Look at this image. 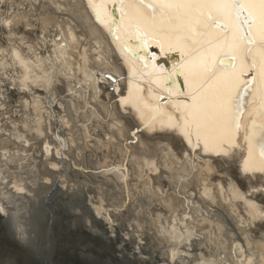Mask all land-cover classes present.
<instances>
[{
    "label": "bare ground",
    "instance_id": "6f19581e",
    "mask_svg": "<svg viewBox=\"0 0 264 264\" xmlns=\"http://www.w3.org/2000/svg\"><path fill=\"white\" fill-rule=\"evenodd\" d=\"M151 3L0 0L2 214L38 251L264 264V7L241 0L244 39L230 0Z\"/></svg>",
    "mask_w": 264,
    "mask_h": 264
},
{
    "label": "water",
    "instance_id": "95a60500",
    "mask_svg": "<svg viewBox=\"0 0 264 264\" xmlns=\"http://www.w3.org/2000/svg\"><path fill=\"white\" fill-rule=\"evenodd\" d=\"M108 8L113 14V23L116 24L118 21L117 6L116 4L114 6L109 5ZM142 45L143 42L141 40H138L137 50L142 49ZM153 47L155 54L158 57H161V55L157 51V48H155V46ZM129 52L134 55L136 51L130 49ZM139 54H142V51ZM172 54L173 52L169 51L164 56H162L165 61L166 70L168 69L169 61H172L174 58ZM147 56H149V53L147 54ZM177 57H179L178 52H177ZM168 73H167L168 84L173 83L174 78H176L178 89L183 90L184 89L183 83H181L178 79L179 74H177L178 76L175 77L172 76L171 74V76L169 77ZM8 215H3L2 213H0V223L6 229V232H4L2 236H0V239L5 244H15L19 247H25L29 252V256L32 261L31 264H133V262H127L126 260H119L115 258L107 250L104 252L97 253L96 250H93L92 248L88 251H83V250H78V245H73L71 247L66 246L65 238H69V237H66V235L63 234L62 230H59V232L56 230V233L60 234L59 235L60 241L58 240L57 235L55 236V234L51 233V236H53V238H51L52 240L50 241L49 244V250H47L46 246L40 245V248L44 247V249H42L43 251L41 250L38 251L39 250L38 246L40 242L33 243L29 239V237L27 238L19 237L16 234L15 228L13 227L14 224L13 218ZM8 231L10 232L8 233ZM61 243L62 245H60ZM64 245L65 247H63Z\"/></svg>",
    "mask_w": 264,
    "mask_h": 264
},
{
    "label": "snow or ice",
    "instance_id": "6c2138e0",
    "mask_svg": "<svg viewBox=\"0 0 264 264\" xmlns=\"http://www.w3.org/2000/svg\"><path fill=\"white\" fill-rule=\"evenodd\" d=\"M113 2L118 6L119 11H127L129 6L131 5H136V6H144L147 4L148 7L153 8V12H159L161 15L166 14V10L163 8H155V6L151 3V0H113ZM169 3H177L180 5H189L195 3L196 5H203L207 3H214L218 2V0H167ZM232 4L235 5V11L234 15L237 19V22L241 24V37L244 39L248 38V33L246 31L245 25L250 23L251 17H248L244 15L245 10L242 7L241 0H230ZM249 2L252 3H259L262 7H264V0H249ZM137 14L143 16V10L142 8H137ZM203 14L212 21L214 25L220 26L223 30H227V25H224L222 22L213 20L211 17V13L208 12L207 10L203 11ZM262 26H264V18L261 20ZM264 39V37H262ZM243 50V48H241ZM228 57H222L221 58V63H224L225 61H228ZM169 77L171 76V73H168ZM243 75V74H241ZM241 87H247V85H237V88ZM239 99H240V93L236 92L234 95H230L228 99L225 101V105L230 108L233 113L239 112L240 110V104H239ZM261 150H262V155H264V127H262L261 130ZM0 213H3V209H0Z\"/></svg>",
    "mask_w": 264,
    "mask_h": 264
},
{
    "label": "rangeland",
    "instance_id": "374dc122",
    "mask_svg": "<svg viewBox=\"0 0 264 264\" xmlns=\"http://www.w3.org/2000/svg\"><path fill=\"white\" fill-rule=\"evenodd\" d=\"M64 197H67V194L64 195ZM4 232H6V229L0 223V236H2ZM9 232L10 231H8V233ZM34 235L36 234L33 233V236ZM31 240H32V233H31ZM32 242L36 243L37 241L33 240ZM31 263L32 261L29 256V252L25 247H19L15 244H5L0 239V264H31Z\"/></svg>",
    "mask_w": 264,
    "mask_h": 264
}]
</instances>
